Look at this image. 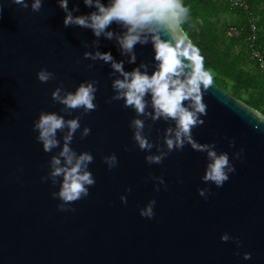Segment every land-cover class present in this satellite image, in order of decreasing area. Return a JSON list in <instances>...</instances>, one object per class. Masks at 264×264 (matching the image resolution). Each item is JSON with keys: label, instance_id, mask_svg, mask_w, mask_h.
<instances>
[{"label": "water", "instance_id": "water-1", "mask_svg": "<svg viewBox=\"0 0 264 264\" xmlns=\"http://www.w3.org/2000/svg\"><path fill=\"white\" fill-rule=\"evenodd\" d=\"M192 51L168 0H0V264H264V113Z\"/></svg>", "mask_w": 264, "mask_h": 264}, {"label": "trees", "instance_id": "trees-1", "mask_svg": "<svg viewBox=\"0 0 264 264\" xmlns=\"http://www.w3.org/2000/svg\"><path fill=\"white\" fill-rule=\"evenodd\" d=\"M168 1L192 41L194 64L217 85L264 113V74L250 59L244 35L235 39L223 33L228 23L245 25L243 13L220 0ZM246 1L258 16V43L264 50V0Z\"/></svg>", "mask_w": 264, "mask_h": 264}, {"label": "built area", "instance_id": "built-area-1", "mask_svg": "<svg viewBox=\"0 0 264 264\" xmlns=\"http://www.w3.org/2000/svg\"><path fill=\"white\" fill-rule=\"evenodd\" d=\"M229 5L232 9L241 11L245 17L246 24L228 23L223 28V33L227 38H240L244 35L246 50L250 59L257 66L259 71L264 74V50L258 43V16L250 8L246 0H220Z\"/></svg>", "mask_w": 264, "mask_h": 264}, {"label": "rangeland", "instance_id": "rangeland-1", "mask_svg": "<svg viewBox=\"0 0 264 264\" xmlns=\"http://www.w3.org/2000/svg\"><path fill=\"white\" fill-rule=\"evenodd\" d=\"M227 19H228V21H229V18H227ZM247 97H248L247 95H245V94L243 95V98H247Z\"/></svg>", "mask_w": 264, "mask_h": 264}]
</instances>
